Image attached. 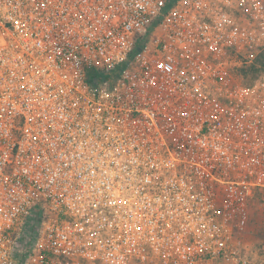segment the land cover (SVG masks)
<instances>
[{"label":"built area","instance_id":"1","mask_svg":"<svg viewBox=\"0 0 264 264\" xmlns=\"http://www.w3.org/2000/svg\"><path fill=\"white\" fill-rule=\"evenodd\" d=\"M261 194L264 0H0V264H259Z\"/></svg>","mask_w":264,"mask_h":264},{"label":"rangeland","instance_id":"2","mask_svg":"<svg viewBox=\"0 0 264 264\" xmlns=\"http://www.w3.org/2000/svg\"><path fill=\"white\" fill-rule=\"evenodd\" d=\"M250 228H251V231L249 234L251 237H258L259 239L264 240V196L263 194L259 195L258 199L254 202V207L252 211V221H251ZM261 263L264 264V259H262Z\"/></svg>","mask_w":264,"mask_h":264},{"label":"crops","instance_id":"3","mask_svg":"<svg viewBox=\"0 0 264 264\" xmlns=\"http://www.w3.org/2000/svg\"><path fill=\"white\" fill-rule=\"evenodd\" d=\"M246 240V246L248 247L246 252L250 253V260L262 264L261 262L264 257L259 254L260 251L256 250V246L260 244L261 240L258 237H251L250 235L247 236Z\"/></svg>","mask_w":264,"mask_h":264},{"label":"trees","instance_id":"4","mask_svg":"<svg viewBox=\"0 0 264 264\" xmlns=\"http://www.w3.org/2000/svg\"><path fill=\"white\" fill-rule=\"evenodd\" d=\"M253 69H254V66H251V71H255V69L254 70Z\"/></svg>","mask_w":264,"mask_h":264}]
</instances>
